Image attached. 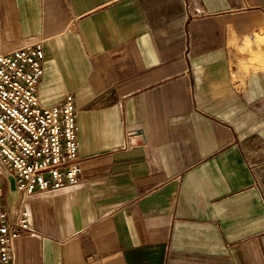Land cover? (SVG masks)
<instances>
[{"label":"crops","instance_id":"0c3cea01","mask_svg":"<svg viewBox=\"0 0 264 264\" xmlns=\"http://www.w3.org/2000/svg\"><path fill=\"white\" fill-rule=\"evenodd\" d=\"M37 42L82 178L16 264H264V0H0V53Z\"/></svg>","mask_w":264,"mask_h":264},{"label":"built area","instance_id":"2783aa9c","mask_svg":"<svg viewBox=\"0 0 264 264\" xmlns=\"http://www.w3.org/2000/svg\"><path fill=\"white\" fill-rule=\"evenodd\" d=\"M43 42L0 53V178H15L17 199L0 180V264H16V242L32 229L30 200L38 192L76 188L82 167L75 96L41 102Z\"/></svg>","mask_w":264,"mask_h":264}]
</instances>
